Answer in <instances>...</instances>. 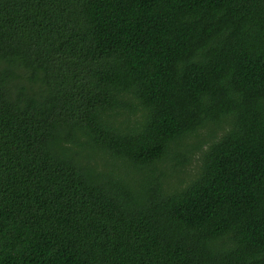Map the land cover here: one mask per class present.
<instances>
[{
    "label": "trees",
    "instance_id": "obj_1",
    "mask_svg": "<svg viewBox=\"0 0 264 264\" xmlns=\"http://www.w3.org/2000/svg\"><path fill=\"white\" fill-rule=\"evenodd\" d=\"M0 264H264V0H0Z\"/></svg>",
    "mask_w": 264,
    "mask_h": 264
}]
</instances>
